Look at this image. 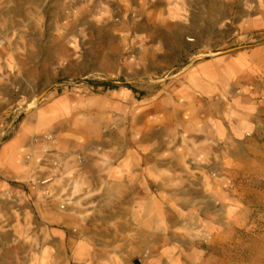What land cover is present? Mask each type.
I'll list each match as a JSON object with an SVG mask.
<instances>
[{
  "label": "rangeland",
  "instance_id": "rangeland-1",
  "mask_svg": "<svg viewBox=\"0 0 264 264\" xmlns=\"http://www.w3.org/2000/svg\"><path fill=\"white\" fill-rule=\"evenodd\" d=\"M17 115L2 141L31 119L23 161L59 149L106 175L146 127L152 239L113 241L105 178L68 184L77 220L46 224L30 196L46 183L0 175V264H264V0H0V118Z\"/></svg>",
  "mask_w": 264,
  "mask_h": 264
},
{
  "label": "crops",
  "instance_id": "crops-1",
  "mask_svg": "<svg viewBox=\"0 0 264 264\" xmlns=\"http://www.w3.org/2000/svg\"><path fill=\"white\" fill-rule=\"evenodd\" d=\"M19 118L22 119V116H14L11 118V121H5L3 118H0V175L12 178L13 176L18 178H31L34 175L36 181L50 178L48 183L35 184L36 187L31 189L30 196L33 200L35 216L38 218V222L49 224L77 220L75 216L70 214V210H72L70 209V205L67 202L66 204L62 203V201L58 202L57 199L62 196L68 184L91 182L97 183L96 185L93 184L94 186L101 187L103 178H105L106 181L103 185H105L110 198L108 199L101 196V207L100 209L98 208V213H100L96 214L97 218L101 220H113L112 235L114 233L115 236L118 234L120 237L122 232H129L130 229L135 228L139 233L140 241L145 245L150 243L152 231L150 220H147V218L151 217L150 205L152 197L150 196V185L152 180L149 178V143L146 127L139 129V133L135 136V140L133 141L134 144L131 143L130 137L127 141L123 140V154L118 159V163L115 162L116 148H114L113 152L108 153L109 159L114 160L115 163L109 166L107 170L105 169L107 172L106 175L101 166L97 170L92 168L89 170L86 166H84V168H79L75 162L74 153H68V155L65 154L64 156L62 154L63 151H59V149L44 154L43 156L41 154V157H39L34 164L33 162L23 161L22 151H30L32 148L30 145V129L25 131L26 138L13 136L12 139H7L8 141H2L3 136L6 133H11L14 130V126L16 127L20 123L18 122ZM216 124L218 126L214 129L211 139L215 141V143L220 142L221 144L223 137L227 133L226 123L224 120L221 122L218 119ZM214 147V144L209 143L207 149H209L210 152V150H215ZM221 148L222 144L220 145V149ZM155 150H157L158 153H162V160H164V152H172L175 150V146L172 147L171 143L163 140L162 148L155 147ZM221 153L220 151V154ZM42 159L44 161L40 164ZM156 160L157 166L164 168V171L177 167L172 159L167 160V165L161 162L159 158ZM52 162H56L57 164H52ZM209 182L211 183L212 181L210 180ZM209 184H207V186ZM212 184H214V182H212ZM46 192H50L48 197L46 196ZM102 210H105V212ZM86 214L87 213L84 212L79 215H81V217L85 216L84 218L87 219L90 216ZM141 216H143V221H137ZM120 222L127 223V225H129L127 226L128 228L117 230ZM135 223L139 225L137 228L135 226L132 227ZM141 223L145 224L143 229H139ZM85 230L89 232L88 224H86ZM115 236H113V241L120 240V238H115ZM8 237L9 240L14 239V236Z\"/></svg>",
  "mask_w": 264,
  "mask_h": 264
},
{
  "label": "bare ground",
  "instance_id": "bare-ground-1",
  "mask_svg": "<svg viewBox=\"0 0 264 264\" xmlns=\"http://www.w3.org/2000/svg\"><path fill=\"white\" fill-rule=\"evenodd\" d=\"M31 104H32V103H31ZM34 118H36L37 121L41 120V119H42V112L37 111V112H36V115H34ZM30 122H32L31 119H30V120H27V121L24 123L23 129H25L26 131H28V130H29V126H27V125H28V123H30ZM209 181H210V179H206V184H209V183H210ZM92 184L96 185L97 183H92ZM144 225H145L144 223H141L139 229H143V228H144ZM127 226H129V225H127V223H125V222H120V224H119L118 227H117V230H120V229H122V228H128ZM116 235H117V236H115L114 233H113V236H115V238H120L118 234H116Z\"/></svg>",
  "mask_w": 264,
  "mask_h": 264
},
{
  "label": "trees",
  "instance_id": "trees-1",
  "mask_svg": "<svg viewBox=\"0 0 264 264\" xmlns=\"http://www.w3.org/2000/svg\"><path fill=\"white\" fill-rule=\"evenodd\" d=\"M90 82L91 84H102V85H106V86H110L112 84V81H101V82H98V83H95L94 81H88Z\"/></svg>",
  "mask_w": 264,
  "mask_h": 264
},
{
  "label": "built area",
  "instance_id": "built-area-1",
  "mask_svg": "<svg viewBox=\"0 0 264 264\" xmlns=\"http://www.w3.org/2000/svg\"><path fill=\"white\" fill-rule=\"evenodd\" d=\"M48 180H49V179H47V180H42V183H47V182H48Z\"/></svg>",
  "mask_w": 264,
  "mask_h": 264
}]
</instances>
